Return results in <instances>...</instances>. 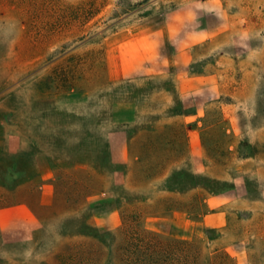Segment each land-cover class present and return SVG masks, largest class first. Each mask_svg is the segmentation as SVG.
<instances>
[{
    "label": "rangeland",
    "instance_id": "obj_1",
    "mask_svg": "<svg viewBox=\"0 0 264 264\" xmlns=\"http://www.w3.org/2000/svg\"><path fill=\"white\" fill-rule=\"evenodd\" d=\"M140 34L158 37L155 68L182 48L192 62L166 66V79L110 80L106 52ZM186 71L204 78L194 94L175 78ZM189 116L196 120L185 124ZM132 119L134 132L146 124L156 132L153 168L181 159L176 183L228 202L223 229L195 226L187 236L194 246L164 253L167 261L264 264V0H0V186L27 175L40 152L58 170L55 204L34 207L31 225L0 229V264H156L170 252L116 237L120 228L137 239L159 227L180 235L167 215L206 210L198 198L139 199L109 187L108 168L119 160L109 132ZM187 129L199 133L206 162L185 149ZM83 165L101 170L89 177ZM92 194L101 199L81 211ZM18 200L31 203L0 189V207Z\"/></svg>",
    "mask_w": 264,
    "mask_h": 264
},
{
    "label": "crops",
    "instance_id": "obj_2",
    "mask_svg": "<svg viewBox=\"0 0 264 264\" xmlns=\"http://www.w3.org/2000/svg\"><path fill=\"white\" fill-rule=\"evenodd\" d=\"M159 40L157 35H135L126 39L123 43L115 44L106 52L107 70L106 75L110 80L124 81L134 79L137 76H143L144 79L152 78L166 79L169 74L166 66L187 67L192 62L188 49H181L180 53L172 60L167 59L162 63L160 69L155 68L162 54L159 50ZM175 78L181 80V85L190 84L189 92L196 93L200 88L196 86L197 82H202L201 78L191 72L175 74ZM202 84V83H201ZM163 92L166 89L162 90ZM125 108L131 107L128 104ZM180 117V116H178ZM195 117L184 118L185 124H191ZM138 121L132 119L120 123V125L109 132V147L112 157L115 152L119 158L118 161H111L108 168V185L110 188L119 187L127 197L131 193L139 196V199H202V206L206 210L198 215V218L187 211H173L166 216V220L174 227L180 229L183 235L189 236L193 228H199L211 231L223 229L227 224L226 208L228 202L220 196L208 192L205 187L197 185H185L176 183L173 178L181 171H185L180 160H168L158 168H153L158 158L154 155L153 143H151L156 132L153 127L147 124L134 132ZM185 149L194 158V151L198 150L199 158H206L201 153L199 143V133L195 130L187 129L185 132ZM140 147V150L134 155V146ZM167 147V146H166ZM168 148V147H167ZM165 150V149H164ZM166 149L167 155L174 154ZM25 149H18V154H23ZM136 152V150H135ZM182 153V152H181ZM184 154V152L182 153ZM79 170H87L88 176L94 175L101 169L84 165ZM157 171V172H156ZM190 172V170H188ZM57 168L54 162L44 152L37 153L32 159L27 175H22L13 185H1L0 189L5 196L12 199H31V203L18 200L15 203L0 207V229L19 230L31 225L37 221V215L34 207L50 208L57 199ZM152 172V174H150ZM187 172V171H186ZM156 173L155 175H153ZM116 175H120L122 180L117 184L114 180ZM153 175V176H152ZM122 197V196H121ZM125 197V198H126ZM101 199L98 194L88 195L84 201L81 211L89 205ZM111 199L116 202L121 199L119 195H111ZM142 201V200H141ZM117 209L111 211L113 217L117 216ZM79 214V210L76 211ZM95 217V216H94Z\"/></svg>",
    "mask_w": 264,
    "mask_h": 264
},
{
    "label": "trees",
    "instance_id": "obj_3",
    "mask_svg": "<svg viewBox=\"0 0 264 264\" xmlns=\"http://www.w3.org/2000/svg\"><path fill=\"white\" fill-rule=\"evenodd\" d=\"M113 235L111 236H106L103 239H99V242H106L107 240H111ZM116 237H120L124 242H128L129 240L132 242H139V243H145L149 245H155L158 247H170L171 250L168 253L166 250H162V258L160 260L156 261V264H174L172 262L167 261V257L165 254L169 256H175L176 252L178 254H184L183 253V246H194L193 244L194 241H191L190 239L187 238V236L183 234H172L167 232L165 229L159 227L158 230L151 231L149 229H142L140 231V234L138 237L140 239H137L136 237L134 238L133 236L129 235L127 231L124 228L118 229V234ZM195 249H198V247H195ZM165 253V254H164Z\"/></svg>",
    "mask_w": 264,
    "mask_h": 264
}]
</instances>
